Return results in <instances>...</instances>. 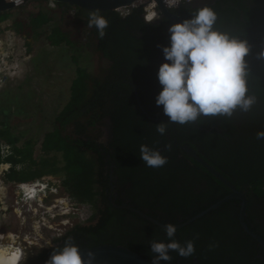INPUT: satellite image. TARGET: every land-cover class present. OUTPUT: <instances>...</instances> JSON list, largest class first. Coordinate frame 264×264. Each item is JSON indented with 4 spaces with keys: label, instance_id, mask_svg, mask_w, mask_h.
Instances as JSON below:
<instances>
[{
    "label": "trees",
    "instance_id": "16d2710c",
    "mask_svg": "<svg viewBox=\"0 0 264 264\" xmlns=\"http://www.w3.org/2000/svg\"><path fill=\"white\" fill-rule=\"evenodd\" d=\"M257 2L262 3L259 12L247 6L245 0L243 2L223 0V3L228 4V8L220 11L223 27L220 32L246 40L250 46L249 54L245 57L249 71L247 94L255 97V103L260 109L247 113L237 109L231 119L201 116L197 124L206 130L209 129V132L200 131L193 127V124H169L167 133H171L173 128L182 135L188 133L185 135V140L189 141V146L232 187L238 190L243 188L246 193L264 197V140L256 139V132L264 130L263 124L259 127L256 121L264 120V58L259 56L264 50V0H257ZM24 7L0 12V25L13 16L14 10L20 14L15 16L12 24L5 29L13 31L25 41L26 53H30L32 49L31 42L43 36L48 46L69 50H77L83 45L91 49L93 43L96 48L93 51L101 54L102 59L109 58L114 62L109 67L104 66L102 77L94 78L85 67L79 64L77 56L72 58L76 65L75 76L70 81L67 99L54 118V128L43 134L38 152L35 151L36 141L33 137H26L24 131H18L9 124L10 112L14 105H8L7 102L0 103V147L2 144L9 147L7 156L2 157L0 153V163L5 162L10 165L1 178L6 185L33 181L47 174L61 173V186L69 199L79 205H92L96 220L100 216V221L92 226L93 236L100 231L103 232V229H108L114 220L113 215L116 214L111 212L103 201L106 198L103 189L107 180L103 173L107 162L100 147L106 150L105 154H108L110 160L115 163L120 182L132 180L134 187L143 188V186L149 187V181H151L155 184L154 187H149L151 195L160 192L155 187L162 188L166 182L167 186H170L174 181L171 175L165 172L167 168L170 174L172 172L181 174L182 189L175 191L173 188L175 185H171L166 199L170 201L166 205L173 206V213H178L181 218L184 215L190 217L200 213L203 211L204 202L207 203L209 199L208 205H211L228 192L229 189L222 182L195 160H192L194 166L184 168L180 165L178 170L170 159L161 168L147 167L140 159L141 144L155 149L163 148L167 144V133L160 136L155 127L158 123L168 122L150 121L141 114L131 84L128 83L131 76L127 79L126 75L134 76L131 82L137 88L138 100L153 114L151 117L167 118L163 112V106H157L155 103L162 86L158 81V69L154 70L150 59L164 60L162 46L163 43L169 45V40L162 36H160L162 41L153 39L152 42L151 39H146V34L138 39L136 33H132L130 27L134 21L140 24L137 27L149 33L146 28L150 27L139 19L141 10H134L125 18L115 12L102 14L109 21L106 35L100 39L96 29L89 28V34L92 33L95 41L89 38L90 42H87L84 36L88 33L87 11L66 6L61 12L59 24H53V18L44 8L34 9L24 15ZM63 14H67V17L65 18ZM69 16H75L76 19L71 23V28L73 27L71 31L66 27ZM1 32L0 30V34ZM138 59H142V62ZM159 64L162 63L158 62ZM144 65L147 67L151 65V68L145 69ZM6 99L10 100L9 96ZM14 111H22V108H14ZM158 111L161 113L156 114L155 112ZM239 121L241 122L240 134L237 138L236 129ZM105 123L110 131L111 139L107 149L103 145L99 147L96 143L99 137L98 127ZM211 127L221 129L222 136ZM171 149L174 147L172 146ZM162 153L165 156L170 155L165 150ZM138 172L142 173L141 178ZM218 211L217 209L214 212ZM119 214L117 212L118 219ZM175 220L174 216V220H170L169 223L175 224ZM200 221L201 218L196 219L193 224L197 225ZM120 222L124 224L122 228H129V223L121 219ZM86 224L87 222L78 224V229H87ZM210 233L213 234V229ZM216 234L219 237V232ZM231 234L233 233H225L222 236ZM234 234L240 240L242 239L240 231ZM205 235L202 234V239ZM228 244V246L218 245L212 250L197 251L198 264H203L202 260L206 259L207 264L259 263V260L253 258L256 254L255 249L246 248L245 244L232 239L228 240ZM173 257L179 258L180 263L183 264L185 258L177 254ZM185 262H192L191 257ZM171 263L176 264L175 258Z\"/></svg>",
    "mask_w": 264,
    "mask_h": 264
},
{
    "label": "flooded vegetation",
    "instance_id": "af4514ba",
    "mask_svg": "<svg viewBox=\"0 0 264 264\" xmlns=\"http://www.w3.org/2000/svg\"><path fill=\"white\" fill-rule=\"evenodd\" d=\"M245 1L247 2L246 3L247 6H249L250 8H254L257 12H259L260 7L262 6L261 2H257V0H245ZM241 2H243V0H241ZM46 3L49 4V6L51 7H55L59 12H62L66 8L64 5L61 4H55L48 1L37 0L24 5L25 10L23 11V13L24 15H26L27 13L34 11V9H38L40 7L43 8L45 7ZM205 5L212 7L217 13V21L214 25V28L215 30L221 31L223 27H222V21L220 20L221 17L220 11L228 8V4L223 3V0H194L189 3H181L174 9L170 10V15L172 18L178 19L179 21L182 22L184 19L191 18L190 13L193 10ZM61 15L62 13L60 14V16ZM63 15H65V18L67 17V14H63ZM139 19L145 25H148L150 28H146V30H148L149 33H145L143 29L137 27V25H140L137 21L132 22L133 24L130 27V30L132 31V33H136L135 35L138 39H140V37L142 38L143 34H146V39H151L150 41L152 42L153 39L154 40L160 39L162 41V39L160 38V36H162L165 37V39L169 40V45L163 43L164 45L162 46V48L170 46V39H169L170 33L168 32V28L170 25L174 24V22L169 17H165V16L160 17L158 15L157 19H155L153 22L148 23L145 21L143 14H141ZM13 20L14 17L10 18V24H12ZM74 20H76L75 16L68 17L67 19L68 25H66V27L69 30L71 28L72 21L75 22ZM57 23L59 24V22ZM135 26L137 28H135ZM89 33H90V29L88 28V33L84 35L85 40H87L88 42L90 38L92 41H95L92 33L91 34ZM82 47L88 48L85 45H83ZM94 47L95 46H93L92 43L91 50L96 49ZM100 57L102 58L101 54ZM138 60L142 62L141 61L142 59H138ZM103 61L105 62L106 67H109V65L113 64L114 62L109 58L107 59L104 58ZM150 62L153 68H155L154 70L157 71V69H159L161 65V64L158 65V62L166 63L168 61H166L165 58L164 60L154 58V60L150 59ZM156 63L157 65H155ZM151 65H149L148 67L151 68L150 67ZM143 67L144 68L146 67L145 69H148L146 65H144ZM136 70L137 72L139 71V73H141L140 70L138 69ZM129 76L131 77L128 83L131 84L133 95H135L136 97L137 107L140 109L141 114L147 120L150 121L154 120V118L151 117L152 113L148 109L144 108L138 100L137 88L131 82V79L134 76L132 74H128L126 75L127 79ZM247 89H249L248 85H247ZM254 105L257 107L258 110L260 109L258 104L254 103ZM155 113L160 114L161 112L158 111ZM256 121L258 122L259 127L262 124L264 126V120H262V122L260 120H256ZM238 123L239 126H237L238 128L236 129L238 132L236 134L237 138H239L238 135L240 134L239 132H240L241 122L239 121ZM193 127H196L200 131L209 132V129L206 130L203 127L205 129L204 130L202 127L198 126L197 123H193ZM211 129H215V131L222 136L221 129H218L217 127L215 128L211 127ZM98 130H99V137L96 143L99 147L103 145L105 149H107L111 139L109 133L110 131L106 126V123L100 125L98 127ZM187 134L188 133H184L182 135V133L179 132L177 133L175 128L172 129L171 133L166 134V138H167L166 143L167 144L171 143V145L174 147V149H171L170 151H166L170 153V155L166 157L170 160H173L176 169L180 168V165L184 166V168L194 166L192 160L195 159L189 156L187 152L183 149V146L190 147L189 141L185 140L186 139L185 135ZM157 150L161 151V154H164L162 153L165 150L164 147L158 148ZM100 151L104 153L107 162V165L104 166L105 169L103 173V175L107 178V180H105V187L103 189L106 198L103 201L109 207L110 211L116 212V214L113 215L114 220L113 222H111V226H109L108 229H103V232L101 231L98 232L97 235L95 236H93L92 234L94 230L92 226L95 222L100 221V216L96 220V217L94 216V207L92 205L85 206L87 212H89L86 221L87 229L79 230L78 223H73L71 227L63 231L55 232L53 235H51V233H48L46 223L44 222V217L48 218L50 210L55 209L57 211V214L55 215V219L53 221H55V223L57 224L58 222L57 219L60 217L58 214V208L62 204L61 198L63 197V195H66L61 186V181H60L62 178L61 173H58L57 175L47 174L40 178L34 179V180L45 179L55 188L54 190L52 189L54 192L50 191L46 195L41 196L40 199H37L33 204V207L31 205H27V204L20 205L19 203L13 202L15 196L14 197L12 196L14 195L15 186L18 183H14L10 185L5 184L7 187V193H6L7 209L4 210L0 208V248H5L7 249V251H16L20 257V261L18 264H24V263L45 264V261L49 258L50 253L52 252V247L62 245L64 240L67 239L69 236L74 238L75 242L80 246V249L95 245H102V244L121 245L141 254L146 259L151 261L153 254L150 252V245L148 241L153 239L159 241L166 240V236L165 233L163 232L162 226L165 223H169L170 220L173 221L174 216L176 218L174 223L177 226V233L175 239L183 243L185 240L193 239L195 234L197 233L199 234V239L195 240L196 252L197 251L200 252L201 249L207 250L208 245L211 243H216L218 245L224 244L228 246L229 245L228 240L232 239L235 240V242L240 241L242 244H245L246 248L251 247L255 249L256 254L254 255L253 258L259 260V263H251V264H264V249L262 245L254 237L249 235L241 225L240 210H241L242 200L240 198H231L226 202H224L223 204H221L220 206H218L217 208L211 209L197 218L193 219V217H195L197 214L190 217L184 215L181 218L178 213H173L174 211L173 206L170 207V205H166V203H170L169 200H166L169 194V187L171 185L172 186L175 185V187H173L175 191L182 189L181 182L183 178L181 174H177L174 172L170 174L167 172L168 170L167 168L165 172L169 174V176L171 175V179H174V181L171 183L170 186H167V182L166 183L164 182L165 183L164 185L166 187L165 186H163L162 188L155 187V189H159L160 192L154 193L153 196L150 194L152 192H150L149 187L150 186L154 187L155 184H153L151 181H149L150 182L149 187L143 186V188L134 187V184L131 182L132 180L131 181L127 180L125 183L120 182L121 180L119 181V175L116 172L115 163L110 160V156L108 154H105L106 150H102V148L100 147ZM141 166L142 164L139 165V168ZM139 174L141 178L142 173L138 172V175ZM157 178L155 179L160 180ZM226 187L229 190L228 192L225 193V195L222 198H224L227 194L231 193L232 191L231 189L232 185L231 187L229 186ZM232 188L235 189L234 187ZM235 190L239 191L242 194V196L245 198L246 204H245V210L243 216L244 224L247 226V228H249L251 231L257 234L260 237V239H262V241L264 242V197L255 196L253 193H249V192L246 193V191H244L243 188L240 190L238 189ZM217 201H215L214 203H216ZM209 203L210 200L208 199L207 203L204 202L202 204L203 211L207 210L210 206L214 204L213 203L211 205H208ZM15 208H18V211H16ZM217 209L219 211L214 212ZM117 212L120 213L118 216L119 219L117 218ZM143 214L146 217L142 216ZM199 218H201V221L197 225L193 224V221ZM120 219L123 220V222L130 224L128 229L122 228L124 227L123 226L124 224L120 222ZM150 219L158 221L161 225L155 224ZM212 229H213V234L210 233V230ZM239 231L242 235L241 240L236 235L237 233L234 234V232H239ZM217 232H219V237L217 234L215 235V233ZM203 233L206 234L204 239H202ZM225 233H233V234L222 236ZM48 237L49 239H47ZM140 248L143 250H141ZM174 254L176 253L174 252L170 253L172 257L174 256ZM173 258H175L176 264L178 263L181 264L179 258L177 257H173ZM187 259L184 260L182 259L183 264H198L196 253L194 256L191 257L192 262H185ZM202 263L207 264V259L202 260ZM161 264H172V263L161 262Z\"/></svg>",
    "mask_w": 264,
    "mask_h": 264
},
{
    "label": "clouds",
    "instance_id": "9594fccd",
    "mask_svg": "<svg viewBox=\"0 0 264 264\" xmlns=\"http://www.w3.org/2000/svg\"><path fill=\"white\" fill-rule=\"evenodd\" d=\"M13 2L19 5L23 0ZM180 2L181 0H164L169 10L177 7ZM156 8V0H151L146 16L142 9L136 10H141L145 21L150 23L158 18ZM190 15V19L169 26L170 46L162 48L168 62L162 63L158 69L157 76L162 90L156 96L155 103L163 106L169 122L156 124L155 130L160 136L167 133L169 124L190 125L199 122L201 116L231 119L237 109L247 113L255 103V97L247 94L249 71L245 57L250 51L247 41L215 30L217 13L210 6L199 7ZM87 27L95 28L98 38L103 39L109 21L99 9H94L88 12ZM259 56L264 58V50ZM256 139L264 140V130L256 132ZM171 147L169 143L164 149L170 151ZM139 153L147 167L161 168L168 163V158L161 151L146 144L139 146ZM162 229L166 240L148 241L153 254L151 264L171 262L173 257L170 253L173 252L185 259L195 255L198 233L193 239L181 243L175 239V224L165 223ZM217 246L218 244L211 243L208 249L212 250ZM95 261V252L89 250L87 257H83L80 246L69 236L62 245L52 247L45 264H95Z\"/></svg>",
    "mask_w": 264,
    "mask_h": 264
},
{
    "label": "rangeland",
    "instance_id": "374dc122",
    "mask_svg": "<svg viewBox=\"0 0 264 264\" xmlns=\"http://www.w3.org/2000/svg\"><path fill=\"white\" fill-rule=\"evenodd\" d=\"M43 8L53 18V24L59 22L61 12L47 3ZM14 11L11 18L19 16ZM8 25L10 19L0 25L3 38L7 37L5 28ZM31 43L30 53H26L24 43L20 52H14L12 57H18L20 68L15 76L0 85V103L14 105L9 124L18 131H24L26 137H33L36 141L35 151L38 152L43 134L54 128V118L67 99L70 81L75 76L76 65L72 58L77 56L79 64L94 78L102 77L106 64L99 53L89 48L69 50L51 47L43 36ZM7 96L10 100L6 99ZM14 108H22V111H14ZM251 110L256 112L258 109L253 104Z\"/></svg>",
    "mask_w": 264,
    "mask_h": 264
},
{
    "label": "built area",
    "instance_id": "2783aa9c",
    "mask_svg": "<svg viewBox=\"0 0 264 264\" xmlns=\"http://www.w3.org/2000/svg\"><path fill=\"white\" fill-rule=\"evenodd\" d=\"M143 1L132 6L123 7L117 10V13L120 16L125 17L129 15L132 10L136 9L137 6H139L144 11L146 16V11L151 1ZM190 1L193 0H181L180 3ZM162 3L164 6H166L164 0H162ZM7 33V37L5 38H3L2 34H0V85L3 84L9 77L15 76L19 71V59L18 57L12 56L14 55V52H17V50L19 52L21 51V46H23L24 43V40L17 36L13 31L7 30ZM0 153L2 157L7 156L9 154V147L5 144H2L0 147ZM9 167L10 165L8 163H0V208L4 210L7 209V187H5V185L1 182V178L5 172L8 171ZM54 188L55 187L45 179L18 183L15 186L14 195L12 196H15L13 202L19 203L20 205L27 204L33 207V204L37 199H40L41 196L46 195L50 191L54 192ZM61 202L62 204L58 208V214L60 217L57 219V224L55 221H53L55 219V215L57 214L55 209L50 210L48 218L44 217V222L46 223L48 233H51V235L55 232H60L71 227L73 223H83L87 220L89 215V212H87L85 206L76 204L66 195H63ZM15 209L18 211V208ZM47 239H49V237Z\"/></svg>",
    "mask_w": 264,
    "mask_h": 264
},
{
    "label": "water",
    "instance_id": "95a60500",
    "mask_svg": "<svg viewBox=\"0 0 264 264\" xmlns=\"http://www.w3.org/2000/svg\"><path fill=\"white\" fill-rule=\"evenodd\" d=\"M33 1H37V0H23L21 4L17 5L13 2V0H0V12L9 11L16 7L24 6ZM38 1H48L55 4L64 5L65 7L67 6V7L82 9L87 12L94 9H99L102 12V14H108L114 12L116 13L117 10L123 7L132 6L134 4L140 3L143 0H38ZM149 1L151 0H145V2H149ZM156 4H157V11L159 12L160 17L163 16L169 17L174 23L181 22L178 19L171 17L170 10L166 8V6H164L162 0H156ZM136 9H141V8L137 6ZM154 120L169 122V117L154 119ZM183 149L187 152L189 156L193 157L207 171L213 174V176L218 178L226 186L231 187L230 183L223 176H221L213 167H211L204 160H202L194 151V149L188 146H183ZM231 189H232L231 193L227 194L224 198L218 200L207 210L197 214L195 217H193V219L201 216L202 214H204L205 212L211 209L217 208L218 206H220L221 204H223L224 202H226L231 198H240L242 200L241 210H240L241 225L249 235L254 237L262 245L264 249V242L262 241V239H260V237L257 234H255L253 231L247 228V226L243 222V216H244V210L246 204L245 198L242 196V194L239 191L233 189L232 187ZM142 216L146 217L144 214ZM150 220L155 224L161 225L158 221L152 219ZM89 250L95 252L96 254L95 264H151V261L146 259L141 254L121 245L102 244L91 247H85V248H81V255L86 258L87 252Z\"/></svg>",
    "mask_w": 264,
    "mask_h": 264
},
{
    "label": "bare ground",
    "instance_id": "6f19581e",
    "mask_svg": "<svg viewBox=\"0 0 264 264\" xmlns=\"http://www.w3.org/2000/svg\"><path fill=\"white\" fill-rule=\"evenodd\" d=\"M1 182L5 185V183ZM6 187V185H5ZM39 201V200H38ZM35 203V202H34ZM51 209V208H50ZM37 210V209H36ZM36 228V227H35ZM41 229V228H40ZM53 235V234H52ZM25 236V235H24ZM37 241V240H36ZM13 245V244H12ZM46 245V244H45ZM14 247V246H13ZM16 247V246H15ZM20 261L19 254L16 251H7L5 248H0V264H18ZM25 264V263H24Z\"/></svg>",
    "mask_w": 264,
    "mask_h": 264
}]
</instances>
